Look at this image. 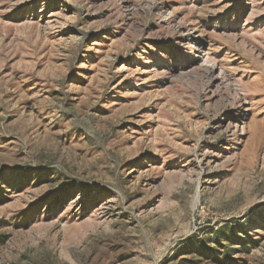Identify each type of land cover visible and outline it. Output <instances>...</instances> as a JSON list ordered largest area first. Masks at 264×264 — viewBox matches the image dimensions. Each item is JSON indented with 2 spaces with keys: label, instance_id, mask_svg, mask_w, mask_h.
<instances>
[{
  "label": "rangeland",
  "instance_id": "obj_1",
  "mask_svg": "<svg viewBox=\"0 0 264 264\" xmlns=\"http://www.w3.org/2000/svg\"><path fill=\"white\" fill-rule=\"evenodd\" d=\"M0 264H264V0H0Z\"/></svg>",
  "mask_w": 264,
  "mask_h": 264
}]
</instances>
